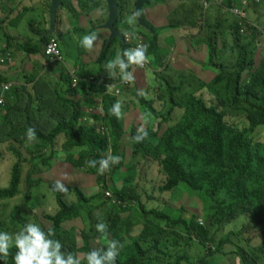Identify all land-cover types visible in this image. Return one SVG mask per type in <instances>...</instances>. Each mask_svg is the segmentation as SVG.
Returning <instances> with one entry per match:
<instances>
[{
	"label": "trees",
	"instance_id": "1",
	"mask_svg": "<svg viewBox=\"0 0 264 264\" xmlns=\"http://www.w3.org/2000/svg\"><path fill=\"white\" fill-rule=\"evenodd\" d=\"M119 1V13L131 11L130 5L127 6L125 0ZM255 1L250 0L247 6H250L251 2L255 4ZM232 3L228 2V5L231 6ZM133 12L132 10L131 14ZM246 26L253 38L261 32L259 28L250 24ZM209 28L219 29V27ZM230 30L236 37L235 43H245L246 36L241 35V27L238 23L230 25ZM47 32L48 30L42 33L39 44L29 42L25 45L18 44L15 49L25 51L28 57L35 54L45 56V45L54 37V34L47 36ZM153 32L155 33L151 28V33ZM5 37L7 41L3 50L8 52L13 46L10 44V38H7V35ZM123 39L126 43L124 34ZM56 40L60 44V40L57 38ZM204 40L210 53L206 65L216 68L214 71L216 76L204 88H210L213 93L217 88H221L225 95L221 98V93L218 94L221 103L226 99L237 108L244 107L249 127L239 129L228 125L224 119V112L221 113L216 107L208 106L203 99L193 93L187 95L181 103H176L171 95L172 106L183 111L180 120L175 125L167 127L161 134L154 132L151 127H146L148 138L142 143H135L133 137L139 127L135 122L136 118L134 117V123L132 120H127L125 123L123 118L117 119L110 111L118 99L109 93L108 86L120 81L119 78L110 79L108 73L95 74L92 70L84 69L79 73V77L77 76L84 92L83 97L79 98L78 91L73 89V82L66 71L67 75L58 74L62 85L66 86L60 90L53 89L52 85L57 83H53L43 74L39 78L37 76L32 78V74L23 75L26 78L25 84L12 83L9 77L0 76V86L11 82L7 103L0 109V125L3 126L0 128L2 142L7 141V138H14L17 143L23 142L21 139H26L25 133L28 127H33L37 134V139L25 149L27 154L33 156L31 159L20 156L17 149L11 148L19 157L17 163L12 166L9 186L0 189V200L13 199L22 193L24 195L25 192H21V185L25 166H30L28 181L49 170L48 164L57 157L56 151H53L57 138L64 134L66 141L61 150L67 155L66 158H73L75 152L79 153L75 167L78 163H87L91 159L104 157L109 149L112 155L121 158L120 163L112 165L108 171L114 176L111 183L106 182L98 172H91L98 186L105 189L104 196L108 195L105 223L108 225L109 239L124 242L125 239L119 234L122 219L129 217V213L134 212L138 204L140 211L136 213L143 218L144 228L141 234L127 239L128 243L120 250L116 264H185L184 261L186 264H204V259L207 257L212 263V258L222 259L227 255L222 257L221 253L226 244L233 248L229 254L234 260L239 259L241 264H260L259 253H264V242L255 249L256 252H250V240L245 237V233L253 227H264V143L252 142L254 132L260 127L264 128V58L256 65L254 54L257 46L252 42L245 43L244 46L239 45V58L235 64L228 67L217 66L213 64L215 53L213 38L208 37ZM154 41H156L155 34L148 42ZM112 46L113 42L107 46L105 43L97 64L105 65ZM123 46V49H127V43L126 45L123 43ZM146 46L148 51L151 45ZM187 49L195 50L191 45L187 46ZM230 49L236 50L233 47ZM58 64L54 63V65ZM25 72L29 71L25 70ZM18 73L15 75V82H19L16 78L19 76ZM243 74L250 77L248 82ZM182 87V85L176 88L168 86V91L174 94L181 91ZM141 95L137 94L141 109L147 108L157 117L159 113L151 105L152 101H149L150 104ZM95 99L101 101L97 110L89 107ZM175 107H170L163 116L165 122L169 121ZM131 116L139 117L137 106H135V114ZM126 128H129L130 132ZM125 141L131 144L132 160L126 158L124 145L128 143H124ZM139 157L159 163L161 173L165 177L164 184L159 188L162 192L178 191L182 194L183 190H190L191 193H195L206 204V212L209 216L207 223L201 225L197 215L185 209H178V212L171 208L167 211L144 209L135 186L136 165H131L132 168L128 167V164H132L129 161L139 163ZM65 161L68 162L67 159ZM124 167L125 171H122ZM36 179L39 184L41 178ZM119 182L122 183L120 187ZM53 184L54 182L50 184V189ZM182 184L186 186L185 189L181 187ZM111 185L115 187L114 197L108 193L106 195ZM69 189L70 196L52 191L57 209L53 213L41 212L36 215V222L45 231L50 229L55 233L53 238L58 239L63 245L62 252H71L75 255L79 253L83 256L81 264H86L87 252L107 245L98 241L104 238L96 231L97 223L89 220L94 208L96 209V206L90 204L98 196H87L77 187H69ZM72 196L76 197V200L68 199ZM36 203L32 201L30 194L26 193L24 208L14 207L9 221L17 230L26 223L32 222L30 218L33 216L32 211L39 206ZM123 213H127L126 216H122ZM149 214L156 220L164 221L165 226L146 219ZM25 215L30 216L29 219ZM242 215L247 216L249 222L240 231L219 236L223 227L232 224ZM78 218L84 222L81 247L77 245L76 230L73 227L65 228L66 223ZM177 228L182 229L180 234ZM210 229H217V233L212 235ZM1 230L0 224V232ZM169 235L186 237L187 241L196 238L204 248V256L190 260L187 255L171 253L169 245L165 242ZM15 252L14 247L10 249L7 264H14ZM219 254L221 257L217 256ZM0 264H3V261H0Z\"/></svg>",
	"mask_w": 264,
	"mask_h": 264
},
{
	"label": "rangeland",
	"instance_id": "2",
	"mask_svg": "<svg viewBox=\"0 0 264 264\" xmlns=\"http://www.w3.org/2000/svg\"><path fill=\"white\" fill-rule=\"evenodd\" d=\"M104 1V0H102ZM150 3L142 9V22L144 25H137L138 20L132 25L127 22V18L131 15L132 8L134 6L133 0H125L130 5L131 11L120 12L118 15V21L115 23V29L125 36L127 48H135L139 45H151V48L147 51L149 61L143 68H136L135 70V82L131 84H123L120 81L113 84L109 89V93L117 97V101L122 104L123 119L126 121H133L140 126L141 117L148 115L149 120L146 127H151L154 132L162 133L167 127L175 125L183 114L182 110L172 106L171 95L176 103H181L185 100L186 96L193 93L197 97L203 99L208 106H213L218 109L219 112L225 113V121L228 125L244 129L249 127L247 120V112L244 107H235L231 102L224 99L221 103L218 94L221 93V98L225 97L224 90L217 88L215 92H211L210 88H204L209 82H211L215 75V69L213 66H207V60L209 59L210 53L205 44V38L212 37L214 43L215 53L213 55L214 65H224L226 67L236 63L239 58V45L244 46L245 43H253L256 45L254 54L255 64L257 65L261 59L264 58V0H256L255 4L251 2L249 8L246 5L250 0H243L242 4L240 0H207L208 6H204V3L200 0H183L170 2L168 0H148ZM253 1V0H252ZM66 2V4H65ZM106 2V0H105ZM214 2V3H213ZM228 2H233L231 6ZM51 2L49 0H0V76L7 72V76L11 75L16 70L22 75L29 76L30 74H38V66L34 65L29 72H25V67L29 61H22L25 57L28 58V54L23 50H16L18 44L25 45L28 42L38 43L42 33L44 34L45 22L48 28V32L51 29L50 21V7ZM62 6L58 10V19L55 24L54 37L60 40V50L63 54L64 61L58 65L50 64L48 70L40 71L45 77H48L53 83V89H64L62 80L59 78V73L67 72V76L70 74L68 70H74L76 76L79 77V73L84 69L92 70L95 74L107 73L104 70L102 64H97L100 53L109 43V36L104 32L103 29L106 12L104 11L101 20L95 19L93 16H99L100 11H103V3L100 0L90 1H79L76 0H61ZM120 4V1H119ZM212 4L217 5L223 10V20L217 19L220 13L217 8L213 10ZM66 5V6H65ZM107 5V2H106ZM108 7V6H107ZM125 8V7H124ZM211 8V9H210ZM210 9V10H209ZM239 9L246 13V17H239L234 15L231 10ZM89 12L90 16L85 13ZM250 20L251 22H249ZM107 21V20H106ZM238 23L241 27V35L246 36L245 43H235L236 37L230 32V25ZM257 23V24H256ZM63 24V25H61ZM81 24V25H80ZM210 25L219 27L217 30H211ZM246 24H250L253 27L259 28L260 34L253 38L252 34L247 31ZM137 31H132L133 28ZM215 27H211L215 29ZM154 30L156 35V41L150 43L153 36L150 30ZM95 31L98 35V41L91 52L84 50L79 46V40L84 34H90ZM227 31L229 33H227ZM47 32V33H48ZM215 33V35H214ZM10 38V44L13 46L10 53L14 54L17 61L16 66H12V62L7 63V52H4L3 48L6 43V36ZM119 36V35H118ZM150 36V37H149ZM148 37V38H147ZM238 38V36H237ZM191 41V42H190ZM254 41V42H253ZM124 39L116 37L113 41V46L109 53V59L115 56L117 49L123 50ZM8 44V43H7ZM191 45L195 50H188L187 46ZM237 45V46H236ZM236 46V47H235ZM231 47L236 48L230 49ZM30 55L29 57H31ZM26 58V59H27ZM43 60H47L46 57L42 56ZM6 62L7 64H4ZM22 62H24L22 64ZM66 63V64H65ZM216 63V64H215ZM106 64V63H105ZM68 65V66H66ZM206 65V66H205ZM48 66V65H47ZM46 66V67H47ZM130 71L132 69H129ZM66 71V72H65ZM77 77V78H78ZM246 82L250 80L248 75H244ZM72 81L71 76L69 77ZM211 80V81H210ZM183 86L181 91L174 94H170L168 86L172 88ZM71 87V86H70ZM74 90L78 91V97H83V90L81 84L77 83ZM1 90V86H0ZM118 91L119 93H116ZM1 94V92H0ZM137 94H142L141 97H145L159 114L155 117L151 114L147 108L141 109V103L137 97ZM7 98H5V101ZM91 101V99L89 100ZM243 101V100H242ZM98 99L92 100V109H98L100 107ZM95 106H98L97 108ZM135 106L138 107V116H131L135 114ZM170 107H175L174 112L169 117V121L165 122L163 116L166 115ZM98 112V111H97ZM93 123V121L91 122ZM3 127L0 125V128ZM129 129V128H126ZM130 132V129H129ZM14 138H7V141H3L0 138V189H5L10 183V174L12 166L17 163L18 155L11 150V148L17 149L19 155H23L28 159L33 156L27 154L26 147L32 144L26 142V139H21L23 142H16ZM66 141L64 134L57 138L55 150L57 157L52 163L48 164L49 170L44 171L41 175L34 176V179L29 180L30 166H25L23 170L21 192H25L18 195L13 199L0 200V224L2 225L1 232H15L17 231L16 226L11 224L9 221L10 213L14 210L15 206L24 208L25 194H30L32 201L37 202L36 209L32 211V217L25 215L28 219L31 218L33 223L37 224L36 215L46 212L53 213L57 209L55 202V196L50 189V184L55 180L60 179L66 175L64 183L68 188L66 196H70V188L77 187L81 189L87 196L97 195L90 205L94 208L91 218L89 220L94 223L100 221L105 222L107 218L108 205L106 203L107 193L114 197L115 187L112 185L109 190L98 186L95 177L91 175V172H97L96 168H90L87 163H78L77 157L78 152H75L72 157L66 158L61 148ZM253 143H264V128H258L252 135ZM27 143V144H26ZM126 143V141L124 142ZM128 143V144H127ZM127 145H124V152L127 153L126 158L132 160L131 156V144L127 141ZM50 149V148H49ZM51 150V149H50ZM65 157V158H64ZM125 158V159H126ZM68 160V162L65 161ZM139 163L128 164L129 168L131 165H136V177L135 186L140 196V201L147 211L158 210L167 211L169 208L178 212V209H185L197 215V219L201 225H205L209 219L206 212V204L195 194L191 193L190 190H183L180 192H162L159 188L164 184L165 177L161 173L160 165L158 162L151 159L138 158ZM137 161V162H138ZM125 162V161H124ZM127 162V163H129ZM127 167V168H128ZM125 171V167L122 168ZM87 171V172H86ZM104 180L111 183L112 177L109 172L101 175ZM36 178H41L39 184H37ZM34 183L37 186L30 185ZM121 182L118 183L120 187ZM31 186V188H30ZM185 189V185H181ZM73 194V192H72ZM70 201L76 200V197H68ZM106 203V204H105ZM139 204L134 209V212L129 213V217L123 220L122 227L120 228L119 234L124 240V246L127 245V239L130 237H138L143 228V218H140L136 212H139ZM26 212V211H25ZM99 213V219L97 217ZM127 213H123L122 216H126ZM172 215V213L170 214ZM175 215H177L175 213ZM143 217V216H142ZM146 219L152 222H156L161 226H165V222L156 220L151 214L146 216ZM248 217L240 216L232 224H229L221 230L219 236H226L231 232H237L247 224ZM73 227L77 234V245L82 246L81 232L84 227V222L81 218L75 219L65 224V228ZM180 234V228L176 229ZM210 233L216 234L217 229H210ZM245 237L250 240V252H256L255 249L264 242V227L256 228L253 227L246 231ZM192 241H187L185 238H178V235L168 236L165 242L169 245L171 253L185 256L187 255L190 260L199 259L204 256V248L199 244L196 238H192ZM99 242L107 244L106 239H102ZM218 244V243H217ZM231 251L233 248L226 244L221 251L222 257L227 254L224 258L215 257L212 258V263L209 262V258L204 259V264H241L239 259L234 260ZM78 255L83 258L82 255ZM220 256L221 255H217ZM260 264H264V253H259ZM220 259V260H219ZM186 264V261H184ZM199 264V263H198Z\"/></svg>",
	"mask_w": 264,
	"mask_h": 264
},
{
	"label": "clouds",
	"instance_id": "3",
	"mask_svg": "<svg viewBox=\"0 0 264 264\" xmlns=\"http://www.w3.org/2000/svg\"><path fill=\"white\" fill-rule=\"evenodd\" d=\"M142 15L141 11H134L127 22L132 25L137 18ZM98 41V35L95 31L90 34H84L79 40V46L86 51L91 52ZM54 45L48 46L47 52H53ZM149 61L147 55V46L139 45L135 48L117 49L115 56L108 60L104 65V70L108 73L110 79L119 78L123 84L135 82L136 68H143ZM129 69H132L131 71ZM111 87V86H108ZM111 114L117 119L123 118L122 104L117 101L111 108ZM149 117H141L140 126L137 128V134L133 137L135 143H142L148 138L146 126ZM26 142H34L37 139L36 131L33 127H28L26 133ZM121 158L111 154V150L100 159H91L87 161L90 168H96L99 175H104L110 171L112 165L120 163ZM66 175L55 180L52 191L63 194L68 193V188L64 183ZM99 219V213L96 214ZM96 231L107 240L106 247L92 249L86 253V264H116L117 257L124 244L115 239L108 238V225L100 221L95 225ZM55 233L52 230L45 231L39 224L28 222L15 232H0V261L7 264L10 249L15 248L14 264H81V257L71 252H62L63 245L58 239L53 238Z\"/></svg>",
	"mask_w": 264,
	"mask_h": 264
},
{
	"label": "crops",
	"instance_id": "4",
	"mask_svg": "<svg viewBox=\"0 0 264 264\" xmlns=\"http://www.w3.org/2000/svg\"><path fill=\"white\" fill-rule=\"evenodd\" d=\"M86 1H90V0H86ZM102 3H103V11L101 10L100 11V13H99V16H93V17H95V19H97L98 21L99 20H101L102 19V17H103V14H104V11L106 12V16H105V20H104V22H106V20H107V18H108V7H107V5H106V2H105V0L104 1H102V0H100ZM148 1V0H147ZM168 1H170V2H174L175 3V1H183V0H168ZM213 1V0H212ZM241 1V3L243 4L244 3V5H245V2L243 1V0H240ZM135 2H136V0H135ZM149 2V1H148ZM214 3V2H213ZM51 4V3H50ZM148 4V3H147ZM247 5V4H246ZM146 6V5H145ZM213 10H215V8H217V11L220 13V16H218L217 18H216V22H217V19H222L223 20V10L222 9H220L217 5H214V4H212V7H211ZM210 8V9H211ZM249 8V7H248ZM209 9V10H210ZM134 10V9H133ZM87 16H90V14H89V12H86L85 13ZM57 19H58V16H57ZM249 22H251L250 20H248ZM57 22V21H56ZM46 23L47 22H45V27H44V30H48V28H47V26H46ZM257 24V23H256ZM61 25H63V24H61ZM81 25V24H80ZM137 25H139V26H142L139 22H137ZM209 26L210 27H215V25H210L209 24ZM133 31L135 32V31H137V29H135V27L133 28ZM106 34H107V36H109V33H108V31L107 30H105L104 31ZM150 33H151V30H150ZM227 33H229L228 31H227ZM151 35L153 36V34L151 33ZM150 37V36H149ZM148 38V37H147ZM39 44V41H38V43L35 41L33 44ZM6 47V46H5ZM10 51H11V49L7 52V63L8 62H12V66L13 67H15L16 66V61H17V59H16V57H15V55L14 54H11L10 53ZM42 54H35V55H32L31 57H26V55H25V57L22 59V61L25 59V61L24 62H26V60L27 61H29L28 62V65H26V67H25V69L27 70V71H30L31 69H32V67L34 66V65H37L39 68H38V74H32V78L33 77H40L41 75H42V73L40 72V71H42V70H48V67H49V63H48V61L47 60H43L42 59ZM45 57V56H44ZM27 58V59H26ZM24 62H22V64L24 63ZM4 64H7L6 62H3ZM48 65V66H47ZM47 66V67H46ZM68 66V65H67ZM17 72H19V71H17ZM16 72V70L14 71V72H10V73H12L11 75H13V74H15V73H17ZM20 74H21V72H20ZM16 75V74H15ZM15 75L14 76H12V78L10 77V76H7V72H4V75H3V77L4 78H7V77H9L10 78V81L12 82V83H20V84H25L24 82H26V78L23 76V75H21V76H16V78L19 80V82H15L14 81V78H15ZM28 80L30 79V78H27ZM13 80V81H12ZM11 82H9V83H7V84H1L2 86H1V88H3V85H10V89H11ZM55 83V82H54ZM10 91V90H9ZM9 91L7 92V95H6V98L8 99V97H9ZM1 92H2V89H1ZM7 103V100L5 101V104ZM4 107V106H3ZM3 107H0V109L1 108H3Z\"/></svg>",
	"mask_w": 264,
	"mask_h": 264
},
{
	"label": "water",
	"instance_id": "5",
	"mask_svg": "<svg viewBox=\"0 0 264 264\" xmlns=\"http://www.w3.org/2000/svg\"><path fill=\"white\" fill-rule=\"evenodd\" d=\"M51 2V7H50V21H51V29L47 33V36H50L55 33V24L57 21V14L59 8L62 6L61 0H49ZM107 6H108V18L106 23L103 25V29H106L110 33V38H109V45L111 42L115 40L116 37L123 38V35L119 33L115 29V23L118 19L119 15V0H106ZM136 10L141 11L145 5H147L148 1L147 0H136ZM138 21L141 25H144L142 22V17H138ZM119 35V36H118Z\"/></svg>",
	"mask_w": 264,
	"mask_h": 264
},
{
	"label": "built area",
	"instance_id": "6",
	"mask_svg": "<svg viewBox=\"0 0 264 264\" xmlns=\"http://www.w3.org/2000/svg\"><path fill=\"white\" fill-rule=\"evenodd\" d=\"M200 1H202L204 3V6H208L207 0H200ZM231 12L234 15H237L239 17H243V18L246 17V13L244 11H240L239 9H232ZM50 44L54 45V49H53V52L51 54H48L47 49H48V46ZM44 55L47 58L48 63H50V64L65 62L63 54H62V52L60 50L59 44H58V42H57L55 37L50 38L48 43L45 45ZM68 72H69V74H70V76L72 78L73 87H75L77 85V83H78V78L76 76V73H75L74 70H68ZM112 85H111V87H112ZM9 90H10V85H3L2 92L0 94V107L5 104V98H6L7 92ZM116 93H119V92L116 91Z\"/></svg>",
	"mask_w": 264,
	"mask_h": 264
},
{
	"label": "flooded vegetation",
	"instance_id": "7",
	"mask_svg": "<svg viewBox=\"0 0 264 264\" xmlns=\"http://www.w3.org/2000/svg\"><path fill=\"white\" fill-rule=\"evenodd\" d=\"M80 0H76V2L78 3ZM81 1H86V0H81ZM133 2L135 3V0H133ZM137 3V2H136ZM133 10V9H132ZM133 11H136V4L134 5V10ZM138 20V18H137ZM139 22V21H138Z\"/></svg>",
	"mask_w": 264,
	"mask_h": 264
}]
</instances>
